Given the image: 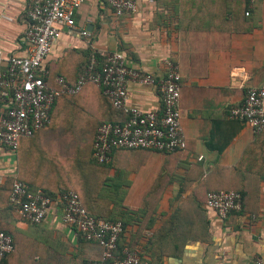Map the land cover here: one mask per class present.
<instances>
[{"label": "crops", "instance_id": "1", "mask_svg": "<svg viewBox=\"0 0 264 264\" xmlns=\"http://www.w3.org/2000/svg\"><path fill=\"white\" fill-rule=\"evenodd\" d=\"M32 4L0 0L3 70L9 58L28 54L25 33ZM75 18L90 37L63 30L45 61L52 87L58 77L74 83L90 54L101 57L107 52H122L130 67L157 79L164 78L168 63L174 62L183 78L180 110L187 148L171 153L117 150L102 169L100 198L111 202L112 218L126 224L122 243L147 264H264V177L237 170L258 134L229 117L233 107L245 102L249 89H264V0H142L135 14L123 17H117L106 0H85ZM89 88L74 95L76 101L54 106L50 125L23 139L18 153L0 149L2 186L10 189L17 178L20 152L36 160L30 175L38 177L35 188L42 191L59 177L45 160L58 163L92 146L109 105ZM128 103L144 112L163 110L156 87L130 85ZM3 108L0 105V119ZM217 167L223 170L215 174ZM42 174L48 182L39 180H46ZM223 180L224 187L243 197L242 210L225 220L206 208L208 194ZM149 197L156 199V208L144 223L143 206ZM62 213L59 199L43 224L30 225L0 197V223L15 227L22 242L0 264L99 259L100 249L80 242V234L62 222ZM161 231L164 235L154 243Z\"/></svg>", "mask_w": 264, "mask_h": 264}, {"label": "built area", "instance_id": "2", "mask_svg": "<svg viewBox=\"0 0 264 264\" xmlns=\"http://www.w3.org/2000/svg\"><path fill=\"white\" fill-rule=\"evenodd\" d=\"M106 1L117 17H123L135 14L142 0ZM248 1L255 3L259 0ZM84 3L85 0H33L28 10L25 33L28 54L9 58L7 69L3 70L4 58L0 49V105L4 107L0 119V149L17 153L21 140L32 138L50 125L58 98L77 95L89 84H94L103 89L114 108L126 117L123 122L104 123L98 128L94 158L99 164H109L117 150L165 153L185 150L187 139L180 110L183 78L174 62L168 63L166 76L157 79L130 67L122 52H107L100 59L92 58L75 85L62 77L56 78V87L50 85V72L45 67V61L63 30L76 31L84 39L90 37L86 29L77 27L75 18L76 11ZM132 84L156 87L162 102V113L144 112L129 106V87ZM229 117L249 124L256 134L261 133L264 130V89H249L245 102L233 107ZM60 201L62 222L75 229L84 240L97 243L102 248L100 260L85 264H147L131 247L120 248L125 234L122 222L91 216L75 192L65 193ZM10 202L24 222L37 226L47 219L55 201L43 191L31 192L24 183L16 181ZM242 203L240 193L222 190L208 194L206 208L225 220L233 212L241 211ZM14 251L13 237L0 230V261ZM254 264L262 263L258 260Z\"/></svg>", "mask_w": 264, "mask_h": 264}, {"label": "trees", "instance_id": "3", "mask_svg": "<svg viewBox=\"0 0 264 264\" xmlns=\"http://www.w3.org/2000/svg\"><path fill=\"white\" fill-rule=\"evenodd\" d=\"M93 57H97L98 59L101 58L99 57L98 54H90V56H88V61H87L86 66L79 73L80 75L87 69ZM71 58L72 57H70L69 59ZM79 76L77 77V80L74 81V83L68 81L66 78L65 79L69 84L75 85L79 79ZM89 85H90V88H89L90 92H94L93 90L95 89L96 91L94 93H99L103 97V99L107 102V105H109L107 106V111L105 113V118H104L105 120L99 123V127L104 123L123 122L126 119V117L123 115V113H121L120 111L114 108L109 98L104 94L103 89L94 84H89ZM81 93L82 92H80L79 94ZM79 94H77L76 96H78ZM76 96L74 95L62 96L58 98L54 106H57L58 104L63 103L67 100L76 101L77 100ZM52 115H51V119L53 118ZM98 128L96 130L92 146L85 145L83 146V148L81 149L79 148L77 151H74L76 153L74 157H67L64 159H59L58 163H55L53 159L45 160L46 163L44 162V164L45 165L48 164L47 166H49V169L56 171L59 174V177L56 178V180L52 184L50 183L49 187H45L42 191L48 197H50L53 201L59 200L65 193L75 192L76 194L79 195V198L82 202L83 207L87 210V212L91 216L98 218V219L108 220L111 222H122L125 226V233H126L125 222L120 219L112 218V211L110 209L111 202L104 200L103 198H100V191L102 189L104 179H105L102 177V175L104 174V171L102 169L106 168L109 164H99L97 160L94 158V144H95V139H96ZM38 133H36L33 137H35ZM263 133H264V130L258 134L257 140L253 144L247 147L240 163L237 165V170L255 171V173H258V176L264 177V134ZM26 139H29V138H26ZM18 152H19V149L17 153ZM22 155L23 153L20 152V156H19L20 165L18 168V176L17 178L13 179L11 188L9 189V187H4L2 186V184L0 185V197L7 198L9 207L11 208L13 212L18 214L20 218L21 216L17 208L14 207L10 202L14 183L16 181H20L24 183L26 187L28 188V190L31 192L38 191V189L35 188V185L39 183V181L36 180V178L38 177L35 176L34 178L32 175H30L33 169L31 164L33 162L35 163L36 160L35 161L31 160V157L29 155L28 156L25 155L24 157ZM49 169H45V172L48 173L50 171ZM41 170L43 172L42 166H41ZM222 170H223L222 167H217L214 172L215 174H217L219 173V171H222ZM42 172H40V175ZM42 175L44 178H46V180L45 179H39V180L40 181L44 180L45 182H48L49 180H47V177H46L47 174H42ZM158 185H159V182H158ZM222 190L232 191L231 189L224 187V180L220 181V183L217 184V186H215L211 192H218ZM154 200H156L154 197H149L143 206V209L146 212L144 223L145 222L147 223L149 220L152 219V215L156 208V206L153 205ZM0 230L4 231L5 233L13 237L14 242H15V247L21 246L22 244L21 235H19L16 232L15 227L8 225V224L0 223ZM164 233L165 231L164 232L161 231L158 234H156L153 242L157 243L158 238L162 237ZM124 235L120 242L121 249H123V247L125 246L122 243ZM80 242H82L83 244L93 245V246L98 247V249H100V252H99L100 258L96 260L101 259L102 248L97 243L88 242L84 240L83 238L80 239ZM96 260H92V261H96ZM88 262L89 260L84 261L82 264H85Z\"/></svg>", "mask_w": 264, "mask_h": 264}]
</instances>
